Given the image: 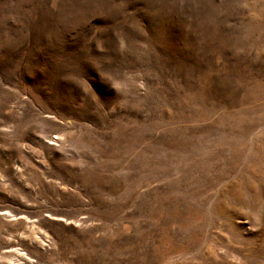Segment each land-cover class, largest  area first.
<instances>
[{
    "label": "rangeland",
    "instance_id": "1",
    "mask_svg": "<svg viewBox=\"0 0 264 264\" xmlns=\"http://www.w3.org/2000/svg\"><path fill=\"white\" fill-rule=\"evenodd\" d=\"M0 264H264V0H0Z\"/></svg>",
    "mask_w": 264,
    "mask_h": 264
}]
</instances>
